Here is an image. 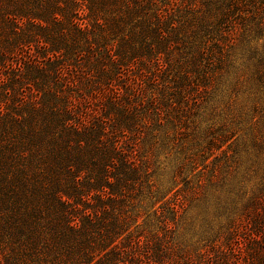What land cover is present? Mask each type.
<instances>
[{"label": "trees", "instance_id": "16d2710c", "mask_svg": "<svg viewBox=\"0 0 264 264\" xmlns=\"http://www.w3.org/2000/svg\"><path fill=\"white\" fill-rule=\"evenodd\" d=\"M241 88L256 112L264 0H0V264H203L172 235L204 187L217 264H264V180L244 201L215 173L159 180L162 154L174 182L227 159L236 130L196 116Z\"/></svg>", "mask_w": 264, "mask_h": 264}, {"label": "rangeland", "instance_id": "374dc122", "mask_svg": "<svg viewBox=\"0 0 264 264\" xmlns=\"http://www.w3.org/2000/svg\"><path fill=\"white\" fill-rule=\"evenodd\" d=\"M247 93L248 92L244 88H241L237 94L230 97L232 100L226 107L224 104H221L211 116L201 115L199 118L196 116L197 119H208L209 123H214L216 126L225 121L229 124L228 127H233V129L236 130V137H238L237 143L228 150L227 159L225 156L226 153L216 151L214 155L208 159V162H204L200 159L198 168L194 171H190L191 168L188 164L181 177L177 178L174 182L170 172V167L174 163V157L173 155L165 157L162 154L159 161L162 164L161 166L166 167L161 169L159 175L162 189L169 187L173 188L174 185H176V188L172 192L179 188L185 189V183L182 181L185 176H187V180L191 181V185L194 186L197 178L200 176V171H203L201 180L203 179L204 182H207L214 173L217 174L221 183L226 181L232 183L242 181V194L245 195L243 201L249 198L253 193L255 194L258 192V188L262 186L261 182L264 180V101H261L256 112H253L251 109V98L248 97ZM235 115L236 117H234ZM255 121L257 124L252 128L251 123ZM252 132L256 133L257 137L261 140V143L258 145L254 144L255 141L251 135ZM226 146L227 145H224L223 147L226 148ZM234 152L239 153V164L237 163V165L233 163L236 157ZM229 155L235 156L232 160H229ZM225 188L226 186L224 184L222 187L216 189H219L218 191L222 194ZM204 189L207 190L209 187H204L203 190L200 188L198 189L200 193L199 196L197 195V200L202 199L201 204L197 200L193 203H189L185 216L179 221V226L174 230V235L172 236L174 241H177L181 247H185L193 252L194 255L197 254L198 251L202 252L207 248L210 250V252L207 253V259L209 260L202 263L217 264L222 262V257L219 256L217 250H213L211 247L213 243H215L214 240L217 238L222 239V241L223 238L226 241L229 239L230 236L227 233L226 225L227 216L224 215L218 220L212 215V208L208 212L209 214H206L205 209L208 201L213 202L214 198H209L210 196L206 197V191H204ZM241 235V252L239 253L236 251L232 252V254L227 253L225 259L229 258L233 260L234 257H238L241 261L242 256L244 261V257L248 250L246 248L247 240L245 239L247 236L244 234Z\"/></svg>", "mask_w": 264, "mask_h": 264}]
</instances>
